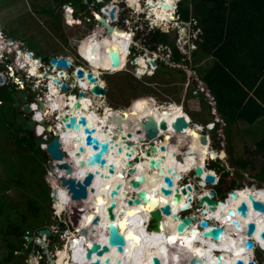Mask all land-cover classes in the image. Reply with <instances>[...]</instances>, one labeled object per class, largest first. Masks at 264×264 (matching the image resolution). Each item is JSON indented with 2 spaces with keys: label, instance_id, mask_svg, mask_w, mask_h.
<instances>
[{
  "label": "rangeland",
  "instance_id": "374dc122",
  "mask_svg": "<svg viewBox=\"0 0 264 264\" xmlns=\"http://www.w3.org/2000/svg\"><path fill=\"white\" fill-rule=\"evenodd\" d=\"M124 1L90 0L89 2L83 0L85 5L83 7L80 4L68 3L67 0H0V30L3 32V38L0 39V42L5 40L4 44L6 45L7 40L13 39L15 44H19L21 50L18 52V58H20V51L23 55H26L31 50L34 54L42 57L60 56L70 58L72 60L71 66L74 69L63 70L64 73L75 72L78 68H100L101 76L106 80V93L102 94L103 98L98 100L100 113L108 107L130 114L132 110H138L141 106H182L184 117L190 125H193L194 122L203 123L202 126L205 125L206 129L203 130L202 134L209 135L208 144L206 145L208 147L210 144L212 153V158L209 159H211V164L217 170L219 180L224 179V182L207 186L209 190L206 191L216 193L215 196H212L213 199L215 198L218 201L224 199L228 195L232 183L238 184L237 187L255 186L264 189V165L260 169L258 168L256 172L249 171L250 163L252 165L256 163L249 158L248 143L252 142L247 136L249 126L247 125L246 128L238 122L232 124L228 129L230 135L233 136L229 143H226V139L224 141L220 137L222 133L225 135L224 128L226 124L224 121L223 123L216 122L218 127L214 131H209L212 130V125L207 127L208 121L213 122L216 119L207 97L200 93L199 85L201 84L207 91L202 82V77L212 66L214 60L211 56L196 51L197 49L200 50L197 40L202 32L198 31L196 21L194 22L192 18L189 21L182 20L178 11L179 2L182 0H176L175 2V9L177 8V14L175 15L177 17L176 22L179 23L178 26L170 21L166 25H161V27L151 23V19L148 22L150 10L147 8L149 6H147L146 0ZM192 4H195V1H192ZM64 5H71L74 15H78L81 19L72 15L71 9L67 8V21H65L62 14ZM106 5L109 9L113 6L116 7L112 21L117 19V27L110 34L105 33L104 27L96 24L97 20L92 16V12L95 14L96 11ZM94 6L96 9L93 8ZM158 6L155 5L156 8ZM44 8L51 11H44ZM118 11L119 15L117 14ZM104 13L109 16L108 12L104 11ZM112 21L109 20L110 23ZM136 25L140 26L145 32H140V30L135 32ZM145 25H149V28L143 29L142 27H145ZM153 27L155 28L153 29ZM157 30L168 36V43L175 41L180 53L186 57L185 62L175 63L173 61L171 50L166 44H161L155 36ZM126 31H132V38L137 40V42L133 41L131 53L130 40L132 38H129L130 33ZM102 36L103 40L101 39ZM115 40H122L124 44L116 48ZM147 40L154 41L148 45ZM25 41H27V47L21 45ZM9 46H6L7 49L15 47L12 43ZM113 47L119 52L120 65L115 67L114 70H101L100 61L105 57H109V54L111 55ZM139 56L144 57L147 61L153 60L152 75H150V71L143 76L137 75L138 67L134 59L138 62ZM32 58H35V56L32 55ZM8 59H11V55L8 56ZM35 59L36 65H42L39 64L40 57ZM150 64L148 63V65ZM1 66L4 72V81L9 80V77L13 81L12 73L15 71L13 75L18 76L23 84L40 90V92L37 91L35 97L40 98L43 94L45 95L47 81L42 80L41 83H37L34 79L31 81L25 79L26 74L24 75V72L28 71V67L19 70V65L16 63L15 67L8 71L6 70V63H2ZM41 67L44 70L42 73L45 74L48 67L44 59ZM48 70H50V67ZM69 77L68 75L64 79L70 81L66 79ZM3 84H0V87ZM36 84L39 85L36 86ZM73 87L70 91H65L62 97L67 98L68 93L76 92L77 88ZM42 90L43 93H41ZM75 94H78V92ZM198 95L201 96L204 104L210 110L204 111L199 106L195 108L191 104V100L197 99ZM54 100L51 99L50 101L51 107L54 102L59 104L58 101ZM2 105L3 103L0 104V109L10 113L9 108L6 110L5 106ZM54 112H57L56 107L55 111L48 110L46 116L48 115L49 119H53ZM11 120L16 124L14 117H10V120L7 121L5 116L0 114V203L2 205L0 214V264H28L38 260L37 264H51L50 259L56 258V256L58 260L61 259V251L66 248L71 236H73V240L77 237L82 239V229L78 226L73 227L67 222L66 218L68 212L73 213L72 204L77 202L68 197L63 208L57 212L58 207L56 204L63 202L61 199L62 194L56 192L57 187L61 186V181L50 167L53 160L47 153L41 154V159H38L31 150L18 144L14 130L9 124ZM31 134L34 136V133ZM45 135L49 137L51 132L48 131ZM219 138L222 142H219ZM145 141L147 140H143V143ZM42 146L45 147V144ZM42 148L40 147L41 150ZM187 152L189 151L180 152L182 163L185 164L184 166L179 165L176 172L178 173V180L180 179V185L191 184L193 187V191L185 195L184 198L195 211L199 208L197 197L202 191L198 184L199 179L193 172V167L186 162L188 156H191L187 155ZM221 152L225 153L224 158L221 157ZM197 154L194 155L197 156ZM223 168L224 170H221ZM127 176L129 177L131 174L127 173ZM87 201L93 203L88 197ZM29 202L35 204V209L29 207ZM113 204L118 207V198L113 200ZM64 208L69 209V211L67 212ZM78 209L77 206V211ZM89 217L90 215H88ZM20 219L25 220V224L19 222ZM60 222L63 223V227ZM9 225L13 227L23 225L20 230H23L24 234L15 237L3 233L8 230ZM41 229H47L50 233L40 235L39 230ZM68 229H72V232ZM10 244L15 247V251L12 252L11 247H9ZM42 249H47V253H42ZM253 258L257 264H264V250L256 248ZM65 259H68L65 264H70L71 261L66 255L62 262L64 263ZM55 264L61 263L58 261Z\"/></svg>",
  "mask_w": 264,
  "mask_h": 264
},
{
  "label": "bare ground",
  "instance_id": "6f19581e",
  "mask_svg": "<svg viewBox=\"0 0 264 264\" xmlns=\"http://www.w3.org/2000/svg\"><path fill=\"white\" fill-rule=\"evenodd\" d=\"M146 1L148 4L147 6H149L147 8L150 10V18H146H148V20L151 19V23L161 27V25H166V23L171 21L175 23V26H178L179 23L176 22L177 17L175 15L177 14V8L175 9L176 0ZM155 5H159L158 8H156ZM127 33H130L129 38H132V32L129 31ZM117 34H119V32H117ZM121 42L122 40H115L114 44L116 48L120 47ZM130 42L132 43V40H130ZM1 48L2 51L7 49V47L4 46ZM112 50L113 52L111 55L109 54V57L100 61L99 66L101 67V70H114L115 67L111 64L113 53L119 54V52L114 47ZM31 55H33V53ZM31 55L28 54L27 56L26 54L21 56L20 54L21 59L17 57V64L20 68H25L27 66L30 67L29 72L30 70L32 71L30 74H39L41 73L37 71L39 65L35 66V61L31 60L29 57ZM68 60L72 64V60L70 58ZM150 62L151 60L147 61L144 57L139 56L138 62L136 61L138 76H143L149 71L150 75L153 74L154 64H150ZM148 63L151 65V68ZM84 71L86 74L92 71L93 74L97 76L96 81L92 83L86 77L79 79L76 77V84H74V86L77 85L83 88L86 92H88L96 83L102 85L104 88L106 87V80L105 78H102L100 68H87L84 69ZM65 74L67 75V72H65ZM49 76L52 80L54 77L60 79L55 74ZM51 78L47 80V86H49ZM53 81L56 82L55 80ZM58 86L60 89H63L59 84ZM50 89L53 94L56 93L55 95L61 97L60 89H58L55 84L51 83ZM63 90L64 92L70 91L66 89ZM99 98H103V95L100 93H86L82 97L75 93H68V97L63 99L60 107V118L57 120V123L55 122L58 125L57 127L51 125L48 126L46 124L45 127L41 124L39 125V122L37 121L40 132L45 128L47 132L55 130V133L60 135L61 149L64 153L66 152L67 155L65 154L62 160H55V163L72 161L74 168L73 173L70 175L74 176L76 179L81 180L86 170H91L94 176L92 187H89L87 191V197L88 199H91L93 203H89L87 198L80 199L77 202L78 204H72V210L74 213L81 214L80 225L78 228L87 231V233H89L93 227L91 224L93 218L96 215H99L100 222L96 225L98 236L93 239L84 236H82V239H80V237H77L75 240H73L74 238L69 239L66 248L61 251L62 257L59 259V263L62 264V260L66 255L70 259L71 264H89L90 261L84 260L86 248L93 244V242L104 243L108 225L112 221H116L114 226L126 236L127 241L124 254L118 253L115 249L111 252L112 256L119 259L118 264H152L151 254L158 255L162 260V264H190L191 257L193 260L198 261L199 264H218L216 262V255L218 253L225 258V262L220 264H232L236 258H243L245 261L251 259L254 260L253 255L255 249L260 248L264 250V242L262 238V232H264V214L255 212L248 199V195L251 194L255 199L264 203V189L255 186H247L235 190L238 194L236 199L233 198L229 192L222 200L218 201L215 198H212L213 195L211 194L214 191H206L208 189L207 186L210 184H218L219 178L215 171H209L207 167V161L210 157L212 158V153L210 144L208 147L206 146L208 144L209 136L205 134L207 136L206 145H202L200 142L202 132L205 128L201 127L199 124H191L189 125L190 127L183 132L172 129V122L175 118L178 116H184V108L182 106H148L145 107V110H141V108L138 110L134 109L130 114L115 110L113 107H108L100 113L98 109L100 105L98 101ZM40 99L42 100L43 98L40 97ZM75 101H81L82 106L76 108L74 104ZM48 104L49 102L46 103L44 101L42 108H39L36 102L33 103L31 105V111L32 108L35 109L34 116L38 117V119H42L43 111H48ZM66 113L74 115L76 118L85 115L88 120V125L90 127L94 126L96 129L94 134H96L101 141H109L110 148L108 153L104 155L106 160L104 167H100L98 164H89L88 161L91 155L90 149L80 157H77L74 154L77 147L83 141V133L81 132L83 127L81 126L79 129L66 128L65 123L68 121L67 118H64ZM111 117H119V119H122L121 130H118L114 121H109ZM127 120L129 121V128H127L125 124V121ZM162 120L167 121L168 130L160 129L159 136L151 141L154 142L158 148L162 145L165 146L167 151L158 150V153L154 154L149 152V149L145 148L147 143H143V140H147L146 134L149 131L158 128ZM212 130H214V128ZM36 133L38 135V127ZM121 136H123L126 141L133 142L132 145L128 147ZM110 138L112 140H110ZM141 138H143V140H141ZM180 139H187L190 146L195 150L193 153H198L197 156L200 158L197 169L193 168L195 176L199 179L198 184L202 191L197 197L199 208L195 211L191 208L190 203L185 200L184 196L181 197L179 202H175L174 195L168 196L163 192L164 188H168L171 185L169 180L170 172L168 169L172 168V170H176L180 164L175 160L174 155L178 152L174 147V144ZM149 141L150 140L148 139V142ZM117 147L121 148V153L117 152ZM127 152H130L131 155L127 156ZM224 155V153H221L223 158ZM80 158L84 160L83 166L77 165ZM120 162H123V167L120 166ZM108 163L115 166L114 173L110 175H108L109 172L107 171ZM140 165H145V170L142 174L137 171V166ZM129 168H131V170ZM52 171L58 176L62 174L64 170L54 167L52 168ZM127 173H130L131 176L128 177ZM178 178L177 173L174 178V183L172 184L173 190H179L182 187L179 183L180 179L178 180ZM210 179L212 180L210 181ZM203 183H205L206 186H203ZM118 184L120 185L119 195L117 197L119 209L117 211V208H115L114 205L115 213H117L116 218L114 215L109 217V214L107 215V209L113 204V200L110 199L109 195L111 190ZM130 185H133V187H130ZM143 190L151 197H156L161 206H164L167 203L171 205L172 210L176 214V219L175 221H172L173 225L171 228L163 225V222L158 225L156 224V226L153 225V218L151 216L152 210L149 208L148 202L142 200L140 205H128V200L137 197L139 198V194ZM192 191L193 187L187 194ZM56 192L62 194L61 199L63 203L58 202L56 204L58 207L57 212H59L70 196L68 195L69 191L67 186H63L62 184L57 187ZM205 195H209L217 202V205L213 209H210L207 204L200 205V200ZM120 197L121 199H119ZM242 199L247 200L249 203L250 215L244 220L240 219L243 225L242 234L240 236L243 245L240 246L238 244V240L240 239L238 231L232 227L231 218H238L236 215V207L238 202ZM77 206L79 207L78 211ZM64 210L67 212L69 211L67 208H64ZM88 215H90L89 218ZM166 216L167 213H163L162 218H166ZM184 217H186L187 227L182 234L176 231V227ZM206 219L210 222V227L218 225L222 227L223 235L221 238L214 239L210 235L209 229L201 228V222ZM192 220L196 221L195 226L190 224ZM249 221H253L256 224L255 228L250 229L247 227L246 224ZM104 258H106V256L101 260L103 261ZM95 259L96 256H93L91 260ZM254 261L256 263V260ZM28 264H37V262H29ZM111 264L116 263L112 262Z\"/></svg>",
  "mask_w": 264,
  "mask_h": 264
},
{
  "label": "water",
  "instance_id": "95a60500",
  "mask_svg": "<svg viewBox=\"0 0 264 264\" xmlns=\"http://www.w3.org/2000/svg\"><path fill=\"white\" fill-rule=\"evenodd\" d=\"M115 10H116L115 6L109 9V7L106 5L102 9L95 12V18L97 19L98 23L104 27L105 33H110L111 31H113L114 27H117L116 25H114V23L109 22L110 19H114ZM104 11L108 12L109 16H107L104 13ZM31 54L32 52H29V55ZM49 62L51 65L50 67H52L53 65H56V67L53 66V70L57 69L59 73L62 72L63 70H70V68L72 67L71 62L68 60L67 57L51 56L49 58ZM120 63H121L120 55L118 53H113V60L111 62L112 66L117 67L120 65ZM151 63L154 64L152 60H151ZM45 74L48 75L47 72ZM68 75L70 76L69 79L72 81L73 84H76V80L73 78L74 76H76L77 79L86 77L92 83L95 82L97 79V76H95L92 71L86 74L83 68H78L76 69L75 72H71ZM53 80H55L61 86V88L70 90V86L66 82H62L57 77H54ZM3 81L4 80H3L2 74L0 73V83H2ZM88 92L105 94L106 89L102 85L96 83ZM86 93L87 92L83 88L79 87V91H78L79 96L82 97ZM11 97L14 100V104L16 107H20L21 103H25L23 108L20 109L17 115L18 122L21 124V128L23 130L34 131V128L36 127V124H37V120L34 117H29L26 115L27 112L31 111V105L28 102L26 93L22 89H20L18 91L12 92ZM37 102H38L39 107L42 108V106L44 105V101H42L41 99H37ZM74 104L76 108H79L82 106L81 101H75ZM141 110H145V107L141 106ZM64 118L68 119V121L65 123L66 128L79 129L81 126L83 127V130L81 131L83 133V137H82L83 141L77 147L74 154L77 157H80L81 155L85 154L87 150L90 149L91 155L88 161L89 164L90 165L98 164L100 167H104L106 164L104 155L108 153L109 148H110L109 141H101L99 137L96 134H94L96 129L94 126L90 127L88 125L87 123L88 120L85 115H81L79 118H76L74 115H69V113H66ZM217 118L218 119L220 118L222 120L220 114L218 113H217ZM110 120L114 121L118 130L122 129L121 128L122 119H119V117H116V118L111 117L109 121ZM125 124H126V127L129 128L128 120L125 121ZM189 125L190 124L188 123V121L186 120L184 116H178L172 122V129L183 132V131H186ZM160 129L166 130V131L168 130L167 121L162 120L158 128H156L155 130H151L146 134L147 141H145V143H147V145L145 146V148L149 149V152L154 153V154H157L158 150L167 151V148L165 146L162 145V146H159L158 148V146L154 142L151 141L152 139L159 136ZM54 132L55 130L51 131V135L49 137L36 135V137L34 138V142L37 146H41L43 144L46 145L44 149L47 155L53 160L50 163V167L52 168L57 167L58 169L64 170L62 174L58 175V178L61 181V184L63 186L64 185L67 186L72 200H74L75 202H78V200L80 199L87 198L88 196L87 191L89 187H92V182L94 181L93 172L91 170H86L84 172V176L82 177V179L79 180V179H76L74 176L70 175L73 173V168H74L72 161H62V162L55 163V160H62L64 155L65 154L67 155V153L66 152L64 153L63 150L61 149V146H62L61 138L57 133H54ZM121 137L125 141V144L128 147L132 145L133 142H128L125 140L123 136ZM143 138H141V140H143ZM148 139L150 140L149 142H148ZM222 139L225 141L224 136L222 137ZM110 140L112 139L110 138ZM200 142L202 145H206L207 136L202 134L200 138ZM174 147L176 148V150H178V152L174 154L175 160L177 162L181 161L180 152L188 150L189 152L193 153L195 151L194 148L190 146L187 139H180L176 141L174 144ZM116 150L118 153L122 152L120 147H117ZM130 155H131L130 152H127V156H130ZM199 161L200 159L196 155L190 156L186 160L187 164H189L195 169H197L199 165ZM77 165L83 166L84 160L80 158L77 162ZM120 166L121 167L124 166L123 162H120ZM129 169L131 170V168ZM144 170H145V165L137 166V171L140 174H142ZM107 171L109 172L108 175L113 174L115 171V166L111 163H108ZM168 171L170 172L169 180L171 182V185L168 188H164L163 192L168 196L174 195V201L179 202L182 196H185L188 193V191L192 190V186L191 184H186V185H183L179 190L178 189L173 190L172 184L174 183V178L177 172L176 170H172V168H169ZM211 180L212 179H210V181ZM202 185L206 186L205 183H203ZM130 187H133V185H130ZM119 189H120V185L118 184L117 186H115V188L111 190L110 195H109L110 199L114 200L115 198L118 197ZM229 194H231L233 198L235 199L238 196L237 191L235 190H230ZM139 195H140L139 198L137 197V198L128 200V205L129 206H133L135 204L140 205L142 200L144 202H148L149 208L152 210L151 216L153 218V225L156 226V224L158 225L163 222V225H165L168 228H171V226L173 225L172 221H175L176 219V214L172 210L171 205L167 203L164 206H161L159 200L156 197H151L144 190L141 191ZM211 195L214 196L215 193L212 192ZM248 199L250 201L252 209L255 212L264 214V203L263 202L255 199L251 194L248 195ZM204 204H207L210 209H213L217 205V202L213 200L209 195H205L200 200V205H204ZM115 208H117V211H118L119 208L117 206H115ZM115 208H114V204H111L108 207L107 215L109 214V217L114 215L116 218L117 213H115ZM163 213H167L166 218H162ZM236 215L238 218H231L232 219L231 225L234 229L238 231V235L240 238L242 234V230H243V225L240 219L244 220L250 215V205L247 202V200L242 199L238 202V205L236 207ZM67 216L73 227L80 225V218H81L80 213H69L68 212ZM99 222H100V217L99 215H96L92 220L91 224L93 227L91 228L90 232L87 233V231L82 230L81 232L82 236L88 237L89 239L97 238L98 230L96 228V225L99 224ZM114 223H116V221H112L108 225L106 238L103 244L100 242H93V244H91L90 246L86 248L84 260L90 261L89 264H111L112 262H115L116 264L119 263V259L117 257L112 256L111 252L115 249L118 253L124 254L127 241H126V236L117 227L114 226ZM190 224L192 226H195L196 221L192 220ZM209 224L210 222L206 219L201 222L200 226L202 229H209V232L212 238L214 239L221 238L223 235L222 227L220 225L215 226V227H210ZM246 225L248 228L252 229V228H255L256 224L253 221H249L247 222ZM186 227H187V221H186V217H184L177 224L176 231L183 234L186 230ZM42 233L49 234L50 232L47 229L39 230V234L42 235ZM262 238L264 242V232H262ZM238 244L240 246L243 245L241 238L238 240ZM44 253H47V249H44ZM93 256H96L95 260H91ZM104 256H106V258H104V260L102 261L101 259ZM151 258H152V264H162V260L158 255L151 254ZM216 262L218 264L223 263L225 262V258L222 257L220 253H218L216 255ZM50 263H53V259H50ZM190 264H199V263L198 261L193 260V258L191 257ZM232 264H256V263L252 259L245 261L243 258H236V260H234Z\"/></svg>",
  "mask_w": 264,
  "mask_h": 264
},
{
  "label": "trees",
  "instance_id": "16d2710c",
  "mask_svg": "<svg viewBox=\"0 0 264 264\" xmlns=\"http://www.w3.org/2000/svg\"><path fill=\"white\" fill-rule=\"evenodd\" d=\"M192 1H195V4H192ZM192 1L179 2L178 11L183 21H189L191 18L196 21L197 29L202 32L198 38L201 41L197 40L200 50L196 51L213 56L214 63L202 80L216 100V110L226 124L225 137L226 142L229 143L231 135L228 129L232 124L237 121L253 124L264 116V0ZM67 2L85 7L83 0H67ZM43 10L51 11L45 8ZM155 36L161 44H166L171 50L175 63L186 61V57L176 47L175 41L168 43V36L160 33L159 30ZM101 39H104L103 36ZM152 41L154 40H147L148 45L153 43ZM44 59L49 58L44 57ZM251 92L253 95H250ZM8 100H13L11 94L3 86L0 87V104ZM0 114L4 115L7 121L12 117L2 109ZM9 124L14 126V135L18 144L31 150L38 159H41V154L46 152L35 144L34 136L22 131L19 125L15 126L12 120ZM219 142H222L221 138ZM260 147L264 148V144L261 143ZM187 155L194 154L187 152ZM207 167L215 169L211 159H208ZM221 182H224V179L219 180V183ZM237 185L232 183L230 190L243 187ZM1 206L0 203V214ZM29 207L35 209V204L29 202ZM19 222L25 224L26 221L20 219ZM60 223L63 227V223ZM21 226L9 225L8 230L3 233L17 237L24 234V231L20 230ZM9 247L12 252L16 250L12 244Z\"/></svg>",
  "mask_w": 264,
  "mask_h": 264
},
{
  "label": "flooded vegetation",
  "instance_id": "af4514ba",
  "mask_svg": "<svg viewBox=\"0 0 264 264\" xmlns=\"http://www.w3.org/2000/svg\"><path fill=\"white\" fill-rule=\"evenodd\" d=\"M128 2L129 0H125L124 2ZM93 8H95V6L93 7ZM96 9V8H95ZM92 16H93V18H94V12H92ZM63 19H64V17H63ZM97 20V19H96ZM113 19H110V21H112ZM117 20L116 21H114L113 23H114V25H116L117 26ZM96 23H98V21L96 22ZM121 44L123 45L124 43L123 42H121ZM22 46H24V45H26V47H27V41H25L24 43H22L21 44ZM121 46V45H120ZM2 45L0 44V52H3L2 51ZM32 51V50H31ZM32 53H33V56H38V57H40L41 58V61H40V63L39 64H42L43 65V59H44V57H42V56H40V55H36V54H34V52L32 51ZM20 54H21V56H23V54H22V52L20 51ZM15 56H16V52H15ZM27 56H28V54H27ZM30 58H31V60H34L35 61V65H36V60H35V58H32V55L31 56H29ZM50 58V57H49ZM105 58H107V57H105ZM21 59V58H20ZM12 61H13V59L11 58L10 60H7V61H5L4 63H6V65H7V67H6V70H11L12 69ZM44 61L46 62V65H47V67L48 68H46V72L48 73V75H46V74H41V73H39V74H32V75H36L37 77H40V79H39V82L38 83H41L42 82V77L43 76H41V75H44V76H46V78H51L49 75H51V74H55L56 76H58L59 78H60V80L63 82V78L64 77H66V76H68V72H67V75L62 71V72H60L59 73V71L56 69L55 71H53V70H51L52 68H53V66L50 68V70H48L49 69V66H50V62H49V59L48 60H45L44 59ZM1 64L2 63H0V72H2L3 73V75H4V72L2 71V66H1ZM54 67H56V66H54ZM74 69V67L72 66L71 68H70V70H73ZM38 71V70H37ZM42 71H44L43 69H42ZM30 72L32 73V71L30 70ZM45 72V73H46ZM14 73V72H13ZM13 73H12V78L15 80H13V81H11V78L9 77V80H7V81H3V83L5 82V84H3V87L7 90V91H9V93L11 94L12 92H14V91H18V90H20V89H22L25 93H26V97H27V99H28V102H29V104H30V102H31V100L32 99H39L38 97H35L36 96V93H37V91H39L40 92V90H37V89H35V88H33V87H31L30 85H27V84H23L22 82H20V81H17L18 79H16V77L18 78V76H16V75H13ZM4 77V76H3ZM74 79H76V76H74L73 77ZM32 79H34V81H36V78H31L30 80H28V81H31ZM66 79H69V78H66ZM70 80V79H69ZM17 81V82H16ZM44 81V80H43ZM22 83V84H21ZM51 83H53V84H55L57 87H58V89H60L59 88V86H58V84L56 83V82H54L53 80H52V78H51V82H49V86H47V84H45L46 86H47V91H46V93H45V95L43 94V99L42 100H44L46 103L47 102H49V104H48V106L47 107H49L48 108V110L50 111V110H53V111H55V107H56V109H57V112H54L53 113V117L55 118V117H57V118H60V116H59V111H60V107H61V105H62V101H63V97H62V94L64 93V90L63 89H60V92H61V97L60 96H57V95H55V94H53V92H51V89H50V84ZM66 83L70 86V90L71 89H73L74 87V84L72 83V81L70 80V81H67L66 80ZM71 84H73L72 86H71ZM44 85V84H43ZM45 86V87H46ZM76 88H77V90H76V92H74V93H77L78 91H79V86H75ZM44 90V89H43ZM43 90H42V92L41 93H43ZM87 94H90V92H87ZM35 97V98H34ZM51 99H55L54 101H58L59 102V104L58 103H56V102H54V103H52V107H51V104H50V101H51ZM24 104L25 103H21L20 104V107H16L15 106V104H14V100H8L7 102H3V107L5 106V108H6V110H7V108H9V110H10V113H9V116H12V117H14L15 118V121H16V124L17 125H19V127L21 128V124L18 122V117H17V115H18V112L20 111V109H22L23 108V106H24ZM34 105H36V104H34ZM34 112H35V109L34 108H32V111H29V112H27L26 113V115L27 116H29V117H32V115H33V117H35L34 115ZM47 112L48 111H46V110H44L43 111V117H42V119H38V117H35L36 119H37V121L39 122V125L41 124V125H43V126H45V124L46 125H48L49 126V124H50V121L48 120L47 121V119L49 118L48 117V115L46 116V114H47ZM48 114H50V113H48ZM52 117V118H53ZM53 118V119H54ZM57 118H55V120H53V122H56L57 123ZM46 122V123H45ZM55 123V125H51V126H54V127H57L58 125ZM196 124H199V123H195L194 125H196ZM200 125V124H199ZM201 127H202V125H200ZM12 127V129L14 128V126H11ZM46 127V126H45ZM21 130L22 131H24L22 128H21ZM26 132H29L30 133V131L29 130H25ZM46 129L44 128V130L42 131V132H40L39 131V126H38V135H45L46 134ZM31 133H34V138L36 137V134H35V130L33 131V132H31ZM60 136V135H59ZM209 136V135H208ZM180 164L179 165H181L182 164V166H184V164L182 163V160L179 162ZM43 252H44V250H42ZM67 260L68 259H65L64 260V263L63 264H65L66 262H67ZM59 261V260H58Z\"/></svg>",
  "mask_w": 264,
  "mask_h": 264
},
{
  "label": "crops",
  "instance_id": "0c3cea01",
  "mask_svg": "<svg viewBox=\"0 0 264 264\" xmlns=\"http://www.w3.org/2000/svg\"><path fill=\"white\" fill-rule=\"evenodd\" d=\"M196 49V48H195ZM208 55V54H207ZM211 56V55H209ZM211 58L213 59V56H211ZM203 82V80H202ZM204 83V82H203ZM204 85L206 86V89L207 91H209L207 85L204 83ZM210 93V91H209ZM211 94V93H210ZM201 95V94H200ZM198 95V97H196L197 99H193L191 100V104H193L195 106V108H197L198 106L204 110V111H207L210 110L209 107H207L205 104H204V101L201 99V96ZM250 95H253V92L250 93ZM218 113V112H217ZM219 114V113H218ZM221 116V115H220ZM191 118V117H190ZM192 121V120H191ZM221 121V120H220ZM209 122V123H208ZM207 123L208 124H213L212 121H208ZM238 123H241L243 124L246 128H247V125L249 126L247 128V136L248 138H250L252 140V142L248 143L249 144V158L250 159H253L256 163H254L253 165L250 163V167H249V171H252V172H256L257 169L261 168L264 164V148L263 147H260L261 143L264 144V116L260 119H258L257 121H255V123L253 124H248L244 121H237ZM236 122V123H237ZM195 123H199V122H194L193 125ZM235 123V124H236ZM203 124V123H200V125ZM207 125V124H206ZM205 126V125H204ZM202 126L203 128L206 129V127ZM225 129V128H224ZM209 130V129H208ZM210 131V130H209ZM225 137V135H224ZM232 137L231 136V139L230 141L232 140ZM226 139V138H225ZM227 143V142H226ZM177 153V152H176ZM222 153V152H221ZM225 154V153H224ZM222 157V156H221ZM225 157V156H224ZM223 158V157H222ZM262 164V165H261ZM182 166V164H181ZM230 167V166H229ZM231 168V167H230ZM209 171H215L216 174H217V171L215 169H209ZM217 177H218V174H217ZM209 190V189H207Z\"/></svg>",
  "mask_w": 264,
  "mask_h": 264
},
{
  "label": "clouds",
  "instance_id": "9594fccd",
  "mask_svg": "<svg viewBox=\"0 0 264 264\" xmlns=\"http://www.w3.org/2000/svg\"><path fill=\"white\" fill-rule=\"evenodd\" d=\"M115 5H117V4H115ZM68 7H71L72 8V6L71 5H67V6H65L64 5V7H63V9H62V12H63V15H64V20L65 21H67V17H66V15H67V8ZM101 9V8H100ZM72 15H74V11H73V13H71ZM117 14L119 15V11L117 12ZM75 16V15H74ZM76 18H80L81 19V17H79L78 15H76L75 16ZM119 18V17H118ZM94 19H96L95 18V14H94ZM117 20V19H116ZM116 20H114V21H116ZM148 20V19H147ZM114 21H112V22H114ZM148 22H150V20L148 21ZM96 24H99V23H96ZM149 24V23H148ZM137 26V27H136ZM135 26V32H139V30H140V32H145V30H142L141 29V27L140 26H138V25H136ZM143 29L144 28H149V25H145V27H142ZM155 27H153V29H154ZM150 29H152V28H150ZM132 32V31H131ZM3 32L0 30V39H2L3 38ZM5 41V40H4ZM4 41L2 40V42H0L1 43V45L2 46H4V47H6V46H8V47H10L9 45H10V43H12V45H14L15 47L13 48L12 47V49L11 48H9V49H6V51H3V52H1V55H2V57L0 58V63H4L5 61H7V60H10V59H8V56H10L11 55V58L13 59V61H12V68H14L15 67V63H17V57H18V51L19 50H21V49H19V47H20V45L19 44H15V42H14V40L13 39H10V40H7L5 43H6V45L4 44ZM10 41V42H9ZM133 41L134 42H137V40L136 39H134V38H132V43L130 44V53L132 52V44H133ZM15 52H16V56H15ZM30 52H32V51H30ZM35 57H38V56H35ZM7 58V59H6ZM6 59V60H5ZM134 61L136 62V59H134ZM154 63V62H153ZM137 64V63H136ZM42 65H39V71L42 73V67H41ZM51 66V65H50ZM49 66V67H50ZM28 67V66H27ZM29 68L30 67H28L27 68V70L28 71H26V73L24 72V75L26 74V78L25 79H27V80H30L31 78H36V81H37V83L39 82L38 80L40 79V77H37L36 75H32V74H30V72H29ZM51 68V67H50ZM24 68H20L19 67V70H23ZM55 71V70H54ZM1 74H2V76H4L3 75V73L2 72H0ZM14 73H15V71H14ZM13 73V74H14ZM54 74V73H53ZM16 79H18V81H20L21 82V80L19 79V77L17 78L16 77ZM42 80H49L48 78H45V79H42ZM47 84V83H46ZM39 85V84H38ZM46 86V85H45ZM45 90H47V86H46V89ZM41 97H43V96H41ZM40 99V98H39ZM32 101H36L37 102V99L35 98V99H33ZM31 101V102H32ZM30 102V103H31ZM38 103V102H37ZM31 105V104H30ZM38 107H39V105H38ZM40 108V107H39ZM214 115V114H213ZM215 116V115H214ZM216 116H217V113H216ZM32 117H33V115H32ZM48 120L50 121H52V123H50L49 125H55V122H53V119H49L48 118ZM50 121V122H51ZM38 123V122H37ZM213 123H214V125H213V127L212 128H217V124H216V121H213ZM218 123V122H217ZM37 127H38V124H36V127L34 128V130H35V134L37 135V133H36V129H37ZM210 131H214V130H210ZM205 135V134H204ZM207 136H208V134H206ZM37 136H39V135H37ZM40 136H42V135H40ZM46 137V136H45ZM211 140V139H210ZM39 147H43L42 145L41 146H39ZM43 150H45L44 149V147L42 148ZM46 152V151H45ZM217 171V170H216ZM67 218V222H69L70 224H71V222L69 221V219H68V216L66 217ZM75 229V228H74ZM69 231H71L72 232V229H68ZM73 239V236H71L69 239ZM43 250V249H42ZM44 253V252H43ZM43 255V254H42ZM44 256V255H43ZM53 257V256H52ZM56 262H58V257L56 256V258H53V263H56ZM52 264V263H51ZM70 264H71V262H70Z\"/></svg>",
  "mask_w": 264,
  "mask_h": 264
},
{
  "label": "built area",
  "instance_id": "2783aa9c",
  "mask_svg": "<svg viewBox=\"0 0 264 264\" xmlns=\"http://www.w3.org/2000/svg\"><path fill=\"white\" fill-rule=\"evenodd\" d=\"M68 8H70L71 9V13H73V8H71V7H68ZM67 11H68V9H67ZM195 22V21H194ZM199 32H200V30H198ZM198 32V33H199ZM41 74H43V73H41ZM65 78V77H64ZM62 79L64 82H66V80L65 79ZM42 79H45V76L43 75V77H42ZM36 86H38V84H36ZM36 89V88H35ZM199 90H200V93H203L206 97H207V99H208V101H209V104H210V106L212 107V113L215 115V121L216 122H218V123H223V120H219L218 118H217V116H216V113H217V110H216V100H215V98L209 93V92H207L206 90H205V88L200 84L199 85ZM33 103H35V101H32L30 104L32 105ZM37 103V102H36ZM38 104V103H37ZM212 125V127H213V125H214V123L213 124H208L207 126H211ZM213 129V128H212ZM224 135H223V133L222 134H220V137H223ZM211 139V138H210ZM39 261V260H38ZM38 261H37V263H38ZM52 264H55V263H52Z\"/></svg>",
  "mask_w": 264,
  "mask_h": 264
}]
</instances>
